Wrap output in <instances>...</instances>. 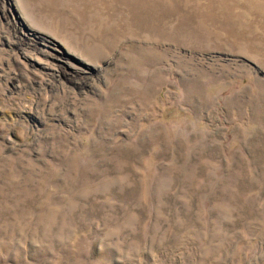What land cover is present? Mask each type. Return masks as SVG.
I'll use <instances>...</instances> for the list:
<instances>
[{
	"label": "rangeland",
	"instance_id": "obj_1",
	"mask_svg": "<svg viewBox=\"0 0 264 264\" xmlns=\"http://www.w3.org/2000/svg\"><path fill=\"white\" fill-rule=\"evenodd\" d=\"M0 264H264V0H0Z\"/></svg>",
	"mask_w": 264,
	"mask_h": 264
}]
</instances>
